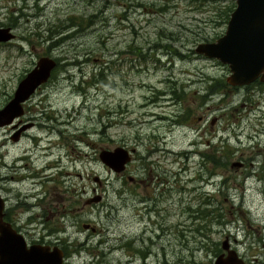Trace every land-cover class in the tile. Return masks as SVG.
Returning a JSON list of instances; mask_svg holds the SVG:
<instances>
[{
    "label": "rangeland",
    "instance_id": "obj_1",
    "mask_svg": "<svg viewBox=\"0 0 264 264\" xmlns=\"http://www.w3.org/2000/svg\"><path fill=\"white\" fill-rule=\"evenodd\" d=\"M230 1L0 0V26L15 34L0 43V105L38 56L57 61L24 117L38 122L30 134L65 143L55 168L68 213L33 224L83 241L76 261L207 264L225 235L238 252L259 251L264 171L216 159L252 151L236 137L261 129L260 112L239 108L242 89L223 94L227 66L194 51L224 31ZM234 108L241 117L223 128ZM115 146L133 149L117 173L98 158Z\"/></svg>",
    "mask_w": 264,
    "mask_h": 264
},
{
    "label": "flooded vegetation",
    "instance_id": "obj_2",
    "mask_svg": "<svg viewBox=\"0 0 264 264\" xmlns=\"http://www.w3.org/2000/svg\"><path fill=\"white\" fill-rule=\"evenodd\" d=\"M2 26L9 27L10 31L13 33V37L15 36L9 25ZM7 41H0V43H5ZM53 59L55 60V65L51 68L49 76L45 81L48 80L53 69L57 65L56 59ZM42 83H40L22 102V111L20 114L15 116L9 123L0 125V129L4 130L0 133V135H2L0 139V264H15L17 257V251L15 250H18L19 247L27 251L37 246H42L47 250H52L53 247H57V249L61 251L62 261L60 264H89V262L86 263L84 261L78 262L73 258V254L78 252V249L83 248V241L79 242L77 238H71L68 235L63 236V229L52 228L48 225H44L40 231H38L34 226L35 224H33L35 223L36 217L39 216H41L42 219L48 216H55L57 219H60L64 218L68 213L66 204L63 202L64 189L60 188L62 185L59 186V179L57 178V174L59 173V175H62L63 171L55 168V161L58 163L60 158H62V153L59 151L64 148L65 143L63 141L49 142V139H43L38 135L30 134L27 129L37 126L38 122L30 117H24V113L28 110L25 108V103ZM225 87H227V89H225L223 94L229 93V95H231L239 89L243 90V99L239 104V108H244L246 111L257 109L260 112L258 119L261 123V129H259L258 132H246L244 134L246 140L243 142L241 138L236 137L237 142L245 147L247 146V149L252 150L248 151L245 157L231 160L229 159L230 156H228V153H221L218 154L219 158L216 160L220 161V164L223 166L222 169L224 170L226 167L225 163L228 162L230 166L248 167L246 171L257 170L262 172L264 171V154L261 153L264 152V119H262L264 118V78L256 77L252 81L242 85H231L226 81ZM208 95H210V93H208ZM11 96L12 94L10 97ZM6 101H4L0 107L3 106ZM239 108H234L233 111L230 112V115H228L229 118H226L223 124V128L230 123L231 119L234 120L241 117L242 113ZM220 115L221 114H219V117ZM215 120L216 117H211L209 121L210 123H214ZM57 122L60 123L64 121L57 120ZM232 129L233 128H231V130ZM27 140V145L24 147L20 145L22 141L24 143ZM64 150L67 149L65 148ZM64 150L61 152L64 153ZM207 157L209 162H215L213 156L207 155ZM49 158H52V160ZM130 158L131 151H129V159L127 162H129ZM108 170L111 169L108 168ZM127 179L132 183L137 182V180L129 174L127 175ZM99 183L100 181L98 180V184ZM37 185L40 186V189L37 188ZM92 190H94V188H92ZM261 191L264 193L263 188ZM96 195L99 194H95L93 197ZM91 198L92 197L87 198L86 202H90ZM99 199L100 195L95 201ZM78 210L79 208L75 206L71 211L76 212ZM82 226L86 225L83 223ZM89 229L92 231L94 230L93 227ZM228 237V235H225L219 248L214 252V257L207 264H213L216 256L219 254L224 256L227 250H233L236 253L237 258L240 259V264H264V238H261L259 251L249 254V252H238L234 246L229 244ZM259 240L260 238L257 239V241ZM98 242L100 243L101 240ZM28 253L26 252L23 254L25 259L31 256V254L28 255ZM254 254H257V256L255 257ZM145 256L146 254L143 253L141 264H147L144 260ZM102 262L101 259H98L97 261L95 260L93 264H102ZM155 264H161V262L156 261ZM162 264H164V261H162Z\"/></svg>",
    "mask_w": 264,
    "mask_h": 264
},
{
    "label": "water",
    "instance_id": "obj_3",
    "mask_svg": "<svg viewBox=\"0 0 264 264\" xmlns=\"http://www.w3.org/2000/svg\"><path fill=\"white\" fill-rule=\"evenodd\" d=\"M234 6L225 22L224 31L211 41L198 42L196 53L214 57L226 64V81L231 85L246 84L256 77L264 78V0H232ZM13 38L9 27L0 26V41ZM55 60L47 55L37 58L34 65L18 80L12 96L0 107V125L9 123L22 111V102L49 76ZM129 151L122 146L101 149L99 159L112 171H121L129 159ZM99 195L92 197L96 200ZM23 245V244H22ZM15 264H60L61 251L37 246L25 251L19 247ZM31 256L26 259L23 254ZM15 260V258H14ZM233 250L218 255L213 264H240Z\"/></svg>",
    "mask_w": 264,
    "mask_h": 264
},
{
    "label": "trees",
    "instance_id": "obj_4",
    "mask_svg": "<svg viewBox=\"0 0 264 264\" xmlns=\"http://www.w3.org/2000/svg\"><path fill=\"white\" fill-rule=\"evenodd\" d=\"M234 6V3H233V1L231 0L230 2H229V4L228 5H226L224 8V10H223V20L226 22V20H227V18H228V15H229V12L231 11V9H232V7ZM68 30V29H67ZM66 30V31H67ZM65 31V30H64ZM64 31H59V32H57V34L58 33H60L61 32V34L56 38V39H62V38H64V36H67V35H69V33L68 34H66V32H64ZM64 34H66V35H64ZM56 35V34H55ZM62 40H64V39H62ZM61 40V41H62Z\"/></svg>",
    "mask_w": 264,
    "mask_h": 264
}]
</instances>
